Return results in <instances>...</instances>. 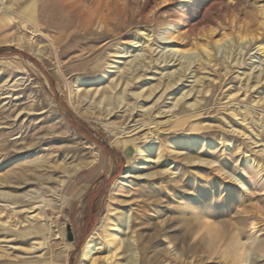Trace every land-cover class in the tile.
<instances>
[{
	"label": "rangeland",
	"instance_id": "obj_1",
	"mask_svg": "<svg viewBox=\"0 0 264 264\" xmlns=\"http://www.w3.org/2000/svg\"><path fill=\"white\" fill-rule=\"evenodd\" d=\"M145 2L0 4V264H264V0Z\"/></svg>",
	"mask_w": 264,
	"mask_h": 264
},
{
	"label": "bare ground",
	"instance_id": "obj_2",
	"mask_svg": "<svg viewBox=\"0 0 264 264\" xmlns=\"http://www.w3.org/2000/svg\"><path fill=\"white\" fill-rule=\"evenodd\" d=\"M38 1L39 0H32V2L30 4L25 5V0H0V4L2 5V8L5 9L7 12H12V13L17 14L21 19L24 20V22L26 21L27 23H30L31 25H34L36 27V29L38 28L39 30L47 29L49 27L48 26L46 28H43L44 26L42 24V20H43V18L45 17V15L47 13L50 14V16L53 18V22L55 23V22H58L56 20V17L64 10V8H67L69 5H72L71 0H52V1H50V3L47 6H45V7L43 6L42 7L38 3ZM148 1L149 0H146V2L144 4H146ZM193 1H194L193 4L195 5V2L197 0H193ZM262 13L264 15V10L262 11ZM8 17L13 18L14 16H10V15L9 16L8 15L5 16V18H8ZM83 22H84L83 24L86 23L85 21H83ZM262 25L264 26V20L262 21ZM178 27H179V24H177V23L173 24L172 26H170L167 29L166 35H165L164 38L169 40L170 42H177L176 34H177ZM41 34H43V33H41ZM239 37L243 41H246L248 39L250 40V38H251L247 34H244V35L239 34ZM225 38L227 40H230L231 36L226 35ZM252 38L253 39L254 38L257 39V36L256 37L253 36ZM110 46H111L110 44H106L105 45V47H110ZM173 46H175V45H173ZM173 50H174V52H171V54L169 56H167V58L169 59V62H172L173 67H177V69L174 70L172 72V74H177V73L180 74L179 71L185 70V62H182L180 60V57L177 55V52L184 54L185 51L182 50V49L176 48V47H173ZM199 50H205L207 52V54H210V52H211L209 50L208 46H206V45H202ZM260 50H261V53L263 54V57H264V49L261 48ZM117 53L119 55L118 57H120V58L124 57V56H122V55H124L123 54L124 50H118ZM132 63L133 62L129 63V66H130L129 67V71H131V74H133L134 72H136L138 70V67H136L137 64L136 63L132 64ZM114 68H118V67L110 65V67H109V69L107 71L106 70L104 71L102 67H98V68H96V69H94V70H92V71H90L89 73H86V74L87 75H94V74H99V73L102 72V74L99 77V80H102L103 78L107 77L108 73L112 72V69H114ZM78 82H79V80H78ZM99 86H100V84L98 85V87ZM114 88H115V86H112L111 90L113 91ZM110 91H104L105 92L104 95L111 97V92L112 91L111 92ZM187 96H188V92L182 93L179 96V98L177 99V101L175 102L174 105L175 106L178 105L179 101H181L183 98H186ZM123 97H122V99H124ZM0 193L4 195V193H2V192H0ZM195 208L198 210V212L202 211V209H203V207H201L199 205H195ZM203 222H206L208 225H210V222L205 220V219H203ZM207 233H210V230H207ZM95 242H96L95 241V237L92 234L87 239V241H86V243H85V245H84V247H83V249L81 251L82 252V258L84 259V262L82 264H90V263L93 264L92 258L94 256V252L96 250ZM239 255L241 256L242 259H244L245 255H246V249H245V246L243 244L239 247ZM109 261H110V257L107 256L106 257V262L109 263Z\"/></svg>",
	"mask_w": 264,
	"mask_h": 264
},
{
	"label": "crops",
	"instance_id": "obj_3",
	"mask_svg": "<svg viewBox=\"0 0 264 264\" xmlns=\"http://www.w3.org/2000/svg\"><path fill=\"white\" fill-rule=\"evenodd\" d=\"M87 178H88V176L83 174V175H81L80 180L78 179V182H84L87 180Z\"/></svg>",
	"mask_w": 264,
	"mask_h": 264
},
{
	"label": "water",
	"instance_id": "obj_4",
	"mask_svg": "<svg viewBox=\"0 0 264 264\" xmlns=\"http://www.w3.org/2000/svg\"><path fill=\"white\" fill-rule=\"evenodd\" d=\"M69 239L71 240L72 239V232L70 231V227H69Z\"/></svg>",
	"mask_w": 264,
	"mask_h": 264
}]
</instances>
